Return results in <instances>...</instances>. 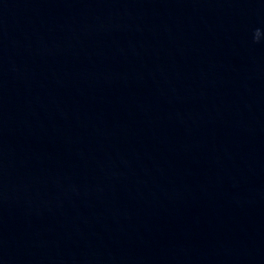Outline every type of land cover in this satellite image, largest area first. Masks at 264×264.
I'll list each match as a JSON object with an SVG mask.
<instances>
[{"label":"water","instance_id":"95a60500","mask_svg":"<svg viewBox=\"0 0 264 264\" xmlns=\"http://www.w3.org/2000/svg\"><path fill=\"white\" fill-rule=\"evenodd\" d=\"M0 264H264V0H0Z\"/></svg>","mask_w":264,"mask_h":264}]
</instances>
